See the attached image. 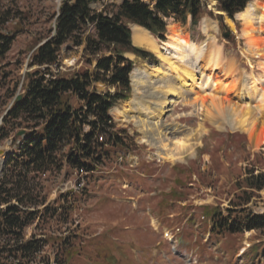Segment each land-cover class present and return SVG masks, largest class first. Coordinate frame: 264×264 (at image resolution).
Here are the masks:
<instances>
[{"label":"rangeland","instance_id":"obj_1","mask_svg":"<svg viewBox=\"0 0 264 264\" xmlns=\"http://www.w3.org/2000/svg\"><path fill=\"white\" fill-rule=\"evenodd\" d=\"M63 1L0 0V12H4L11 19L6 29L16 33L12 49L3 63L6 66L0 68V127L7 111L22 95L20 85L17 95L11 99L13 84L18 77L23 81L26 74L36 70L35 67L29 66L31 57L37 48L55 33L57 15ZM203 2L207 5L206 0ZM146 3L154 6L152 1ZM121 4L122 0H100L92 3L90 7L97 13L105 12L112 16L118 13ZM208 11L213 13L214 18L204 15L193 37L190 24L183 27L170 20L169 26L179 25L198 46L208 41L207 35L216 39L223 47L224 57L236 64L237 79L225 77L224 74L220 75V79L227 78L232 84L241 79L240 75H237L239 72L249 78L252 75H262L259 60L245 52L246 41L241 38L242 22L238 19L231 20L233 31L227 24L229 18L225 16L222 19L237 39L236 45L228 43L222 39L219 30L217 7L211 8V11L208 7ZM85 48L86 43L81 47L72 44L64 47L60 56V67L53 68V71L71 75L88 70L93 74L97 59L85 55ZM143 50L149 52L152 57L143 60L126 54V58L135 66L132 87L133 76L137 80L142 76L137 71L151 70L161 64L153 52L146 48ZM102 56L109 55L104 53ZM4 71L9 74L8 79H1ZM216 77L219 78V75ZM94 86L100 93L109 90L105 83H97ZM237 86V91L231 90L229 93L228 98L232 101H241V84ZM147 90L152 91V88ZM110 92L114 93L115 89ZM134 92L133 87L131 99ZM139 93L136 96L145 97L152 94L146 93V89ZM189 101V105L186 101L171 104L167 112L169 114L159 123V128H164L163 131H166L169 137L181 139L187 136L195 139L193 143H196L197 133L201 131L200 145H196L193 152L182 155L181 160L168 161L162 157L158 158V150L154 147L159 143L158 131L157 134L148 132L146 136L149 137L150 143H145L142 140L145 135L137 124L141 115L133 113L130 114L132 118L118 119L115 111L122 110L125 106V102H119L110 111V115L117 130H125L128 136L133 137L134 144L127 153L117 149V159L112 164H107L101 171L88 175L85 182L81 180L84 182L83 189H78L81 182L78 174L66 166L60 171L42 176L41 190H44L47 199L44 207L55 205L56 200L63 194L82 193L83 199L76 204L72 221L62 227L64 231L70 229L77 232L78 243L75 247L81 252L68 264H90L89 257L94 255V251L100 246L111 247L110 251L120 260V264H264L261 255H257V247L264 244L262 233L251 231L217 237L211 233L210 219L205 214L206 207H220L226 210L237 204L239 196H244L243 192L248 191L244 182L248 174L253 170L256 174L264 172V146L255 148L246 133L218 129L206 116H198V107L192 105V98L189 97ZM204 101L205 105H209V97L205 96ZM261 103H253L258 113ZM263 119L264 117L258 125L262 131ZM85 130L89 128L86 127ZM11 151L13 150L10 140L0 142V177L3 168L1 161L4 155ZM173 190H181L183 196L171 202L170 207L165 209L162 203ZM252 195L254 198L245 208L254 213H264V190L252 192ZM56 228V225L52 226L54 232ZM32 231L33 228L29 229V236ZM57 233L63 236L67 234ZM53 252L49 247L46 255L52 256V263L56 264Z\"/></svg>","mask_w":264,"mask_h":264},{"label":"trees","instance_id":"obj_2","mask_svg":"<svg viewBox=\"0 0 264 264\" xmlns=\"http://www.w3.org/2000/svg\"><path fill=\"white\" fill-rule=\"evenodd\" d=\"M98 1L64 0L55 33L31 57L29 66L36 70L26 74L23 81L18 77L13 84L11 99L20 85L22 99L12 104L0 127V142L10 140L13 150L6 157L0 177V264H52V256L46 255L49 247L54 251L56 264H68L81 254L75 247L77 232L64 231L62 227L72 221L76 204L83 199L82 193L63 194L55 205L44 207L47 199L41 190V178L64 166L72 172L79 169L89 174L98 172L117 159V149L123 152L134 144L133 137L125 130L116 129L109 115L119 102L131 97L133 63L125 54L143 59L151 56L133 47L129 26L142 27L157 39L165 40L170 20L183 27L190 24L195 35L204 15L214 18L203 0H153V7L145 0H122L118 13L112 16L91 9V4ZM216 1L217 10L233 19L252 0ZM217 18L222 38L234 42L222 16ZM10 20L0 12V68L6 66L3 63L16 38L15 32L6 29ZM84 43V54L97 59L93 74L88 70L71 75L53 71L60 67L64 47L69 44L81 47ZM104 53L109 56L103 57ZM8 77L9 74L2 72L1 79ZM97 83H105L109 90L98 92L94 86ZM111 89L115 92L111 93ZM244 182L248 191L238 197L237 204L226 210L205 208L213 235L233 236L251 231L264 235V213L245 208L254 198L252 192L264 190V172L256 174L253 170ZM182 196L181 190H173L166 196L163 207L168 209L171 202ZM53 225L57 226L56 232ZM110 250L111 247H97L89 263L120 264ZM257 255L264 259V244L257 247Z\"/></svg>","mask_w":264,"mask_h":264},{"label":"bare ground","instance_id":"obj_3","mask_svg":"<svg viewBox=\"0 0 264 264\" xmlns=\"http://www.w3.org/2000/svg\"><path fill=\"white\" fill-rule=\"evenodd\" d=\"M237 19L242 22L241 38L246 41L245 52L259 60L262 75L259 77L252 75L249 78L239 72L237 75H240L241 79L233 81L232 84L226 80L227 78L220 79L222 77L220 75L224 74L225 77L235 80L236 64L224 57L223 47L213 36L207 35L208 41L198 46L179 25H172L169 26L170 34L167 41L158 43L143 28L137 26L132 28L135 46L153 52L161 64L151 70L137 71L142 76L139 80L133 76L135 90L133 99L125 102L124 108L116 110L115 115L118 119L132 118L130 114L133 113L141 115L137 124L145 135L142 139L145 143H150L149 137L146 136L148 132L157 134L158 131L159 143L154 145L158 150L156 154L158 158L162 157L168 161L181 160L182 155L193 152L195 146L200 145L201 131H198V136L196 135L198 140L193 143L194 138L185 136L186 138L173 139L163 131L164 128L162 130L159 128L161 125L159 123L169 114L167 112L170 105L181 101H186L189 105V97L194 101L192 105L198 107V116H206L220 130L248 134L255 148L264 146V130L258 128L261 118L264 117V0H254L237 15ZM227 24L234 31L232 21L228 20ZM207 30L206 27L205 32ZM217 74L219 78L216 77ZM237 84H241V101H232L228 98L229 93L231 90L239 89ZM149 87L152 91L147 90ZM142 89L152 94L145 97L136 96ZM205 96L209 97V105H205ZM256 101L262 102L260 113L253 105Z\"/></svg>","mask_w":264,"mask_h":264},{"label":"water","instance_id":"obj_4","mask_svg":"<svg viewBox=\"0 0 264 264\" xmlns=\"http://www.w3.org/2000/svg\"><path fill=\"white\" fill-rule=\"evenodd\" d=\"M213 1L214 0H207V2H208V4H209V6L210 5H212V6H214V5H216L217 3L215 2V4H213ZM21 99V96L20 97H18V99L17 100H20ZM23 133H21V135H22Z\"/></svg>","mask_w":264,"mask_h":264}]
</instances>
